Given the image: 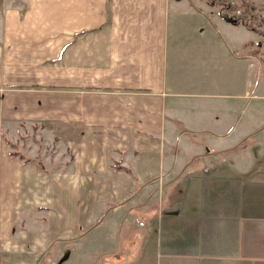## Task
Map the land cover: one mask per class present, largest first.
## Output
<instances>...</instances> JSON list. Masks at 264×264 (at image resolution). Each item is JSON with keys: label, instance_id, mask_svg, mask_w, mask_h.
<instances>
[{"label": "crops", "instance_id": "1", "mask_svg": "<svg viewBox=\"0 0 264 264\" xmlns=\"http://www.w3.org/2000/svg\"><path fill=\"white\" fill-rule=\"evenodd\" d=\"M42 2L36 10L11 2L0 12V85L59 87L8 92L0 129L51 123L70 153L64 169L36 172L7 153L0 133V258L28 251L13 247L12 234L2 237L23 211L24 180L43 175L60 190L55 234L63 207L73 210L65 226L79 218L77 205L62 202V179L71 180V193L85 187V195L103 196L99 209L97 199L82 209L92 228L83 238L86 260L97 247L122 264L129 250L114 229L134 223L133 264H264V65L251 53L256 33L190 0Z\"/></svg>", "mask_w": 264, "mask_h": 264}, {"label": "rangeland", "instance_id": "2", "mask_svg": "<svg viewBox=\"0 0 264 264\" xmlns=\"http://www.w3.org/2000/svg\"><path fill=\"white\" fill-rule=\"evenodd\" d=\"M41 1L42 0H0V12L6 10V8L10 10L12 6L11 2H13L14 10H36L44 5ZM190 2L194 7L200 6L201 9L207 12L211 17L220 16L237 25H250V27H252L250 30H253L257 36V41L253 45L251 53H253L257 60L264 65V22H262L264 20V0H190ZM245 27L248 28L247 26ZM5 32V20L0 19V70L2 68V63L6 62L4 50L6 43ZM66 43H68V41L65 42V44ZM24 53H27V51H24ZM58 59L60 60V58ZM35 61L37 60H33L32 58L27 59V63L30 64L32 62L35 63ZM48 61L51 62L47 64L46 73L53 74V59ZM61 70L64 75L65 72H68V66L63 65ZM54 87H59V85L31 84L13 86L2 84L0 85V108L1 103L4 104L5 96L8 92L24 90L31 92L35 91L36 93L38 91L49 93L55 89ZM68 87L69 86L63 84L60 88L61 90L68 91ZM52 96L53 95L50 97ZM46 123L47 124L44 125V123L21 121L17 122V125L13 122H2L0 133L3 140L6 142L7 153L10 156L24 160V163L29 165L30 168H33L36 172L42 171L48 174V172H53L60 167L64 169V167L68 165L70 149L69 147L66 148L64 144L59 143V137H54L55 132L51 123ZM8 137L16 140L15 142L17 143L11 142ZM55 181H57V179L55 180L43 175H38V178H26L24 180L21 187L23 191H21L20 196H18L21 198L20 209L23 211H20L19 218L16 219L14 225H7V230L4 231V236L2 238L10 239L12 234V238H15L13 247L15 249H17V246L24 247L28 251L23 253L24 258L19 259L14 258L11 260L2 256L0 258L1 264H11L12 262H14V264H41V262L42 264H110L111 262H113L112 264H117V260L112 259V257L108 259V257L99 253L101 250L97 247H94V250L91 249V251L97 252L95 255L96 257L86 260L85 252L90 251V248L87 247L88 243H86V239L83 238H86V234L91 233L90 231H92V228L84 224L83 214H85V211L83 210L84 212H82V209L85 208L84 206L88 204V202L89 204H96V202H99L97 205L99 209L102 206L100 202L103 196L85 195V187L81 189L82 193L79 192L80 189L77 191V194L75 192L71 193L69 190L71 180L68 179L61 180L62 185L65 187L63 188L64 190H62V202L65 206L72 204L71 207L73 208L77 205L76 214L79 218H75L78 220H76L73 226L74 228L65 226L66 223H70L69 215H71V211L73 213V210L66 211L63 207L62 211L57 212L59 218L62 219L63 226L61 229L56 230L55 234L53 227L55 220L53 202L56 196L57 200H59L58 193L60 192L57 186L54 188ZM86 181L90 182L91 179ZM83 186H86L85 183ZM88 199H94L95 201L97 199V201L93 202ZM67 202L69 204H67ZM17 203L19 204L18 200ZM117 203L116 201L115 205H117ZM108 207H113V204H109ZM92 214H94L95 217L96 210L90 211L88 215L91 217ZM5 222L9 224L8 220ZM70 229H72V232ZM139 231L140 228L134 226V223L133 225L125 223L123 226L115 227L114 229V232L118 233L119 241L124 243L126 251L129 250L125 255L124 262L122 261L123 259L120 260L125 264H133V261H135L129 258V256L135 251L134 247L136 246L137 249V246L140 245L138 242H134V238L140 235ZM57 234L60 236L59 239L56 236ZM96 236V241H99L97 245L102 247L103 232L97 233ZM20 237L23 238V241L18 240ZM46 237L49 238L47 239ZM45 239H47L46 243H43L45 247L38 246L39 242L42 243ZM56 240H60V242L58 241V243ZM17 241H20V243ZM48 241H51L50 244ZM122 243H120V246H123ZM132 249L133 251H131ZM74 251H76L77 254L71 257L70 254H73L72 252Z\"/></svg>", "mask_w": 264, "mask_h": 264}, {"label": "trees", "instance_id": "3", "mask_svg": "<svg viewBox=\"0 0 264 264\" xmlns=\"http://www.w3.org/2000/svg\"><path fill=\"white\" fill-rule=\"evenodd\" d=\"M234 20H235V19H234ZM235 22H236V20H235ZM262 22H264V20H263ZM245 26H247L249 29L252 28V27H250V25H245Z\"/></svg>", "mask_w": 264, "mask_h": 264}]
</instances>
